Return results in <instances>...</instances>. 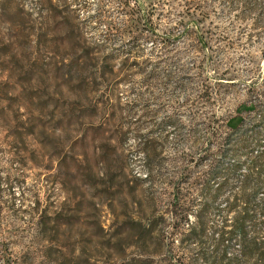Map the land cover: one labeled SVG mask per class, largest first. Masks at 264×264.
Listing matches in <instances>:
<instances>
[{
	"label": "rangeland",
	"instance_id": "1",
	"mask_svg": "<svg viewBox=\"0 0 264 264\" xmlns=\"http://www.w3.org/2000/svg\"><path fill=\"white\" fill-rule=\"evenodd\" d=\"M254 101L264 114V0H0V248L14 264H247L238 234L218 236L237 184L206 182L213 158L245 165L220 152L259 124Z\"/></svg>",
	"mask_w": 264,
	"mask_h": 264
},
{
	"label": "trees",
	"instance_id": "2",
	"mask_svg": "<svg viewBox=\"0 0 264 264\" xmlns=\"http://www.w3.org/2000/svg\"><path fill=\"white\" fill-rule=\"evenodd\" d=\"M249 6H254L255 3H250ZM248 5V3H247ZM136 38L138 34L135 33ZM135 38L132 42L126 43L121 51L125 53L122 57V63L128 62L131 59L132 63L136 62V55H139L142 48L135 43ZM101 50V44H94V52H99ZM117 53H111L110 58L116 56ZM102 64L99 63L97 69L100 74L103 73L101 68ZM207 88V85H206ZM253 90V86H252ZM207 96L206 100L209 101L212 97L211 91L204 89ZM263 104V103H262ZM261 103L254 101L253 107L257 114V119L259 124L253 123L251 116H249V121L241 119L238 124L234 125L230 132L226 134L224 138L225 149L224 152H220V157L231 153L232 155H237L239 151H245L247 157L245 165H242L240 160H234L231 163L222 165L221 158L212 159L211 167L209 169L208 180L206 182V188L211 186L209 179L215 177L219 173H224V180L217 185L213 192L210 193L212 197H215L225 186L228 185L227 179L233 177L235 184H237V189L232 191L231 197L227 200V212L231 215L225 216L223 226L218 231V236L222 237L225 233H236L239 236L240 253L232 257L231 260L237 258L244 259L247 264L251 263H264V184H261L264 179V140L262 143L259 141V131L263 129L264 132V114L263 107ZM252 121V122H251ZM260 125V127H259ZM138 139V144L140 149L146 155L150 151L155 149L152 145V140H145L141 138V134H135ZM243 168V173L239 175L238 170ZM261 184V185H260ZM234 188V186H233ZM259 190H262L261 195H258ZM211 192V190H210ZM182 203L177 200L174 203V209L171 213L177 216V211L175 208H179L181 216L188 218L190 212L183 210ZM185 211V212H184ZM201 209L192 211L195 222L198 223L200 229L204 226V217L200 212ZM194 230V227H192ZM0 260L1 264H14L16 261L11 252L8 249L0 248ZM143 261H148V259H143ZM129 264V263H122Z\"/></svg>",
	"mask_w": 264,
	"mask_h": 264
}]
</instances>
